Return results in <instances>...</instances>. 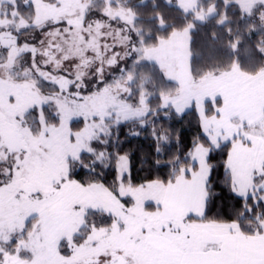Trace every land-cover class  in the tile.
Segmentation results:
<instances>
[{
  "label": "snow or ice",
  "instance_id": "obj_1",
  "mask_svg": "<svg viewBox=\"0 0 264 264\" xmlns=\"http://www.w3.org/2000/svg\"><path fill=\"white\" fill-rule=\"evenodd\" d=\"M222 3L224 12L217 0H179L185 25L148 43L129 0H0V264H264V61L242 65L240 30L228 27L234 59L195 74L189 64L195 22L219 17L227 26L232 3L241 18L258 13L264 56V0ZM145 61L177 82L174 93L157 90L154 73L140 71ZM109 69L119 71L110 82ZM191 104L206 143L156 159L166 178L134 184L128 154L107 151L114 126L144 128L161 110ZM76 119L84 123L74 131ZM152 135L159 157L168 133L153 127ZM228 145L223 184L239 201L225 218L210 215L219 198L211 153ZM113 160L110 185L73 178ZM105 213L110 223L98 224Z\"/></svg>",
  "mask_w": 264,
  "mask_h": 264
},
{
  "label": "trees",
  "instance_id": "obj_2",
  "mask_svg": "<svg viewBox=\"0 0 264 264\" xmlns=\"http://www.w3.org/2000/svg\"><path fill=\"white\" fill-rule=\"evenodd\" d=\"M129 3L131 6H134V10L137 11L140 17L138 25L143 27L145 32L149 34L146 36L148 43L155 42L157 37H164L171 33L173 28H180L186 23L184 19L186 14L182 13V10L179 9L176 0H171V3L168 0H155V3L159 5L155 9L152 7L153 0H143V3L142 0H129ZM217 3L220 4L221 12H224L225 9L222 0H217ZM231 5H229L226 11L232 23L227 26L233 30L237 28L240 30L242 38L238 49L242 55V60L256 58L260 62L264 61V56L255 47L257 41L261 38L262 28L258 13L251 17L245 15L241 18V13L237 6ZM154 13L162 14L170 26L164 28L159 27ZM91 18L97 19L100 18V15L97 13ZM191 20L192 17L188 16L187 22ZM216 20H218V17H209L207 21L195 22V26L190 30L191 37L193 40L198 38L199 43H203L207 47L211 46L213 49H217L223 46V49H226L228 41L235 37L234 35H228L225 30L226 26L217 25ZM113 24V26H118L115 22ZM249 25H256V28L250 33L247 30ZM213 32L216 33L217 38L213 37ZM33 35L37 40L41 39L39 31L33 33ZM133 39H136L135 34H133ZM193 46L196 47L195 45ZM205 49L202 46L201 48L198 46L196 52L204 53ZM144 64H147V62H144L140 69L144 67ZM126 66L128 67L129 63H121L119 67L123 68ZM115 72L119 71L115 70ZM108 77L107 75L106 79ZM96 86L97 82L93 81V90ZM209 114L212 113L210 112ZM149 120L152 123H149L144 128L138 127L131 121H122L119 126H114V135L107 147V151L114 154L116 152L128 154L130 160L129 174L134 184H140L146 179H154L156 177L166 178L170 169L163 164L159 166L155 165L154 161L156 159L166 161L173 155H183L192 148L193 142L197 140L206 143V135L202 131L200 116L195 107H191L182 112H177L173 108L167 110V112L161 110L157 117H150ZM153 127L166 130L169 137L167 141L162 142L164 152L159 157L155 152L156 142L152 135ZM117 144L118 147L115 146ZM96 146L99 150H104L101 146ZM229 148L230 145L211 153L212 157H214L213 162L217 165L214 179L219 184V187L216 189L219 198L216 200V205L210 215L216 211H220L225 218H228L227 214L231 212L232 206L239 201V197L231 193L228 187L223 184L225 176V168L223 165L227 159V151ZM85 160L88 162L91 160V156L86 155ZM116 175L115 161L113 160L107 166H97L94 172H89L88 169L84 168H77L73 174V178L81 182L96 180L107 186L112 184Z\"/></svg>",
  "mask_w": 264,
  "mask_h": 264
},
{
  "label": "rangeland",
  "instance_id": "obj_3",
  "mask_svg": "<svg viewBox=\"0 0 264 264\" xmlns=\"http://www.w3.org/2000/svg\"><path fill=\"white\" fill-rule=\"evenodd\" d=\"M176 1H177V4H178L179 3V0H176ZM205 3H207V0H205ZM233 5H236V4L235 3H232L231 6H233ZM231 6H230V8H231ZM237 8H238V6H237ZM21 11L26 12L27 9H21ZM220 11H222V10H220ZM218 19H219V17H218ZM227 28H228V26H226V28H225L226 31H227ZM39 33H40V36H41V39H42L43 38V35H42L41 32H39ZM170 34L171 33L165 35L164 37H167ZM191 35H192L191 32H189V38H188V41H186V45H187L188 51L190 53V56H189V64H190L191 68L194 70V74H195V72L206 71L212 65H221V66H224L231 59H234L235 58V57H233L231 55V50L228 47L226 49H223V46H221V47H219L217 49L216 48L213 49V47H211V46L210 47H207V45L205 46V44L199 43L198 38L197 39L195 38L193 40V38L191 37ZM234 37H235V35H234ZM241 38H242V35L240 34V40H241ZM232 40H235V38L234 39L232 38ZM155 42L153 41V43H155ZM193 45H195L196 47H194ZM198 46L200 48L202 46L203 49L206 48L205 49V52L204 53L196 52V49L198 48ZM239 46H240V42L238 44V48H239ZM241 56L242 55L239 52V60L242 63V65H244L246 68L247 67H252V66L260 63V61L259 60H256V58H252V59L251 58H248L249 61L247 59L245 61H243ZM133 59L134 58L131 57L129 60H126V63H129V66L128 67H131L132 66ZM246 61H248V62H246ZM145 62H147V64H144V67L142 69H140V71L141 72H146V73H154L155 83L158 86V89L157 90H167V91H171V92L174 93L176 91L177 87H178L177 82L174 81V80H169L168 77L161 75V70L158 68L157 65H154L151 61H145ZM115 70L116 69H109V70L106 71V77H107V75L109 76L107 78V80L109 82L112 80V78L115 75H119V72H115ZM100 86H102V85H100ZM150 91H153V89L150 88ZM159 103H160V101L158 99H156V98H153L152 99V106L153 107H155ZM191 107H195L196 111L199 114V110L196 108V106L194 104L189 105L184 110H187V109H189ZM172 108L175 110V107L174 106ZM199 116H200V114H199ZM200 120H201V117H200ZM83 123L84 122H83L82 119H76V121L74 120L73 121V124L74 125L72 124L73 130L75 131V130H77L79 128H82L83 127ZM201 127H202V124H201ZM202 131L205 134V132L203 130V127H202ZM122 202L129 203L130 202V198L125 197V198H123ZM94 219L97 221L98 224H107V223H110V218L107 216L106 213L103 215V217H101L99 214H97L94 217Z\"/></svg>",
  "mask_w": 264,
  "mask_h": 264
}]
</instances>
